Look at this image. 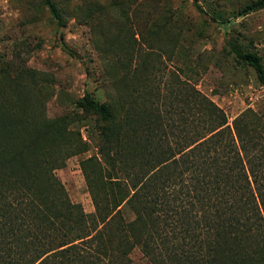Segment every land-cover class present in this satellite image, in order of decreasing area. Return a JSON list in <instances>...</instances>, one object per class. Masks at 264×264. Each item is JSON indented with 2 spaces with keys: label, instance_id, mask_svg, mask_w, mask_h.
Here are the masks:
<instances>
[{
  "label": "rangeland",
  "instance_id": "1",
  "mask_svg": "<svg viewBox=\"0 0 264 264\" xmlns=\"http://www.w3.org/2000/svg\"><path fill=\"white\" fill-rule=\"evenodd\" d=\"M53 1L63 26L43 0H0V146L53 162L85 212L94 211L88 180L113 194L127 174L179 157L200 95L231 126L252 110L246 123L263 131L264 84L236 61V51H253L264 65V8L240 13L252 0H199L205 12L193 0ZM86 92L112 120L83 106ZM131 257L151 264L138 249Z\"/></svg>",
  "mask_w": 264,
  "mask_h": 264
},
{
  "label": "trees",
  "instance_id": "2",
  "mask_svg": "<svg viewBox=\"0 0 264 264\" xmlns=\"http://www.w3.org/2000/svg\"><path fill=\"white\" fill-rule=\"evenodd\" d=\"M43 1L63 26L56 2ZM260 8L264 0H252L240 13ZM236 61L264 84L257 52L236 51ZM197 100L199 124L190 133L182 123L179 157L141 178L125 174L113 194L88 180L91 213L70 200L53 162L0 146V264H132L135 249L151 264H264V129L246 123L252 110L231 126L214 101ZM80 101L113 119L90 92Z\"/></svg>",
  "mask_w": 264,
  "mask_h": 264
}]
</instances>
